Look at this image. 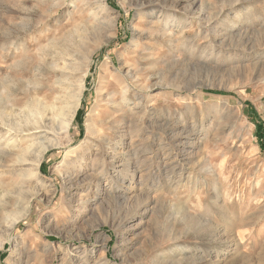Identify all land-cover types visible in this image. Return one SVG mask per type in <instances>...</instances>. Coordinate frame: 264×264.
<instances>
[{
	"label": "rangeland",
	"instance_id": "1",
	"mask_svg": "<svg viewBox=\"0 0 264 264\" xmlns=\"http://www.w3.org/2000/svg\"><path fill=\"white\" fill-rule=\"evenodd\" d=\"M0 264H264V0H0Z\"/></svg>",
	"mask_w": 264,
	"mask_h": 264
},
{
	"label": "bare ground",
	"instance_id": "2",
	"mask_svg": "<svg viewBox=\"0 0 264 264\" xmlns=\"http://www.w3.org/2000/svg\"><path fill=\"white\" fill-rule=\"evenodd\" d=\"M147 8L150 10V16H155L153 14V9H155L154 6H147ZM152 18V17H151ZM138 72V71H137ZM133 75V74H132ZM135 76V75H133ZM134 78V77H130ZM136 79V77H135ZM130 79H128V83L121 87V91H123V96L119 99H109L107 102L113 112H124V110L128 111L129 114L132 113L135 110V99L133 98L134 94L131 92V87L133 85L132 81L131 83ZM136 82V81H135ZM136 84V83H135ZM122 95V94H121ZM107 104V105H108ZM139 104V103H138ZM137 106V105H136ZM138 107V106H137ZM77 108V107H76ZM109 108V109H110ZM75 108L70 112V115L68 119L65 122V127L68 129L70 124L72 123L73 116H74ZM127 112V113H128ZM121 115V113H119ZM116 115V113H115ZM127 115V114H126ZM113 116V115H111ZM123 117V115H121ZM121 117V118H122ZM109 118V117H108ZM111 118V117H110ZM119 118V117H118ZM119 118V119H121ZM117 119V118H116ZM111 120V119H110ZM107 122V121H106ZM117 123V121H115ZM100 123V121H99ZM112 125V123H110ZM108 127V126H107ZM116 128V127H113ZM87 129L89 131V134L95 135L93 139L86 138L83 143L80 144L77 156L76 155H66L64 162H63V168H64V175L67 176L68 179L71 178L70 175V168H87L88 167V161L89 164L93 165L97 163H101L102 169H104L106 172H116V159L119 156L118 154V146H121V142L114 141L110 138H103L99 134L96 135L95 127L92 129L90 125H87ZM97 129V128H96ZM36 133H33L34 135L38 136V139H32L29 141H26L21 149V152L23 153L21 156L18 157L17 162H25L27 161L26 156H24L29 151L33 150L34 148H38V152L35 156L34 162L36 163V168L34 169V174L37 175L38 172V164L43 160L44 153L46 148L41 145V138H44L47 136V134L44 131H41V129H35ZM114 132V130H113ZM3 153H7L4 151ZM95 156V158H91V155ZM5 155V154H4ZM217 252V251H216Z\"/></svg>",
	"mask_w": 264,
	"mask_h": 264
},
{
	"label": "trees",
	"instance_id": "3",
	"mask_svg": "<svg viewBox=\"0 0 264 264\" xmlns=\"http://www.w3.org/2000/svg\"><path fill=\"white\" fill-rule=\"evenodd\" d=\"M260 137H261V135H260Z\"/></svg>",
	"mask_w": 264,
	"mask_h": 264
}]
</instances>
